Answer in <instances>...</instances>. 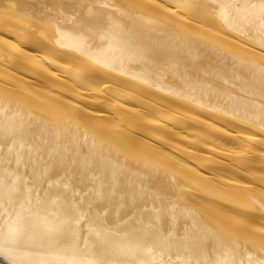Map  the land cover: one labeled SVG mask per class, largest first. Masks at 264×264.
<instances>
[{
	"label": "bare ground",
	"instance_id": "6f19581e",
	"mask_svg": "<svg viewBox=\"0 0 264 264\" xmlns=\"http://www.w3.org/2000/svg\"><path fill=\"white\" fill-rule=\"evenodd\" d=\"M228 69L250 75L246 93L224 83ZM238 168L264 191V0H0V230L31 234L0 233L1 262L152 264L50 239L59 216L108 214L101 187L122 180L141 219L203 211L198 234L225 252L216 264H264V192Z\"/></svg>",
	"mask_w": 264,
	"mask_h": 264
},
{
	"label": "rangeland",
	"instance_id": "374dc122",
	"mask_svg": "<svg viewBox=\"0 0 264 264\" xmlns=\"http://www.w3.org/2000/svg\"><path fill=\"white\" fill-rule=\"evenodd\" d=\"M241 31L244 30L241 29ZM255 50L262 52L261 50H257V49ZM228 72L230 73V78L226 79L224 83L230 85L234 83L235 85L238 86L237 91L246 93V89L248 88L247 79L250 75L245 73H236L235 70L232 73L229 69ZM199 113L202 115V116L200 115V118L202 117L203 120L209 119L208 122L210 123L212 122L216 126L219 125L220 127L223 126L222 128L227 130L230 134L231 132L235 131V130L231 131L232 128L236 129L237 127V126L232 127L230 130L229 129L230 126H226L227 128H225L224 125H227L225 122L223 124L222 121L221 124L220 123L221 121L219 122L218 120L216 124V121L215 120L213 121L214 118H211L210 120V117L207 116L205 117L206 114H202L201 112ZM170 114L171 113H169V115ZM171 117L169 116V118ZM172 119L173 117L170 120L172 121ZM242 128L237 127L238 131L244 130L243 126ZM163 148L166 149L167 151L163 150ZM161 150L163 152L166 151V153L168 152V148L165 147H162ZM169 151L171 150L169 149ZM170 153L171 152H168L169 155ZM214 158L217 159L216 157ZM198 161L200 162L201 160H194L193 162L197 164ZM190 162L192 163V161H189L187 163L188 166L191 167V169L193 167L192 170H194V166H195V171L193 172L197 173L198 170V172L200 171L202 175L206 174L205 177L209 176L206 173L207 171L205 170V168L201 167L203 166L200 165L202 164L201 162L200 164L198 163L199 167H201L200 169L199 167H197L198 168L197 169L196 165L194 163L190 164ZM205 162L210 163V161H205ZM205 162L203 163L205 164ZM202 168L203 170H201ZM240 171L243 172V174H241ZM102 172L107 174L108 173L110 174L112 172L118 177H124L126 174L125 171L112 170L107 167L102 169ZM220 172H223L224 175L228 174L227 176L228 178L225 176L227 179H232L233 176L235 177V175L232 176L227 171L222 170ZM238 172L239 175L236 174V176L240 180H243L242 182L248 183V181H250L249 179L244 177V171L242 169L239 170L238 168ZM219 174L218 176L222 178L223 174L221 173ZM229 175L232 176V178H230ZM199 176L202 177L201 175H198V177ZM205 177L203 178L208 179ZM237 177H235L236 180L238 179ZM208 180L210 181V179ZM211 182L213 183L214 181L211 180ZM250 182L249 184H252V186L255 185V188L260 189L261 192H264L263 188L259 185V183L257 184L255 182L256 184H254V181L253 183L252 181ZM124 185L125 183L122 180L111 181V182H107V184L105 185H102L101 187L102 193H104L105 195V200L108 199L107 200L109 206L108 214H105L103 212H96L98 215H95L94 219L90 221H88L84 215H80V214L71 215V216L66 214L55 218L56 220L55 224H62V226L59 228L52 227V229L50 230L51 231L50 239L53 242L60 244H73L76 243L75 238L78 237L79 239L78 243L81 239H84V241L82 242L83 243L82 250L80 251L84 254H89L92 257H98L100 254H104L105 257H113L115 259H127V260H136L138 258L144 257L152 264H156L158 262H172V263H185V264H216V261L225 254L223 248H221V242L219 241V236L212 235L209 237L198 234L199 233L198 229H201V227L203 226V221L201 220L202 216L205 215L203 211L201 210L195 211V214L192 218H189L184 221H181L178 217L177 223H176V215L162 214L160 218V223H158L155 220L154 214L152 213L151 214L153 216L149 214L148 216H143V218L141 219L138 212H140L142 208H146L143 203V200L141 201L136 200L138 196L136 192L131 194L126 193V191L122 189ZM189 189L192 190V192L194 191L199 193L202 192L197 187H195V189L194 187L193 189H191L190 186ZM200 194L202 195L203 192ZM148 202L151 206H154L156 204V200L151 199L149 197H148ZM131 223H136L139 225V227L126 228V226ZM256 223L257 225L259 224L256 221L255 223L251 222L250 225L256 226ZM83 224H88L89 226L88 227L82 226ZM144 224L148 225L151 232L160 231L165 233V235L163 236L164 239L162 244L155 243L154 241L146 238L141 228L142 225ZM99 225H106V226H99ZM109 225H117V226H109ZM174 225L176 226L179 225V227L177 228ZM191 228L194 229L196 232V234L192 235L193 237H195V239H192V241L188 243H182L176 246H172L171 244L166 242V240H168V242L170 243L181 240L182 234ZM35 230H31V231L34 232ZM26 232H28L26 228H19V229L8 228V229L0 230V233H2V235H8L10 233L12 235H17L22 237H27L31 235V234H23ZM197 234L199 236H197ZM91 242H93L94 244V246L91 248L94 249L87 251V248L90 247ZM231 254L234 255L242 254L246 256V254L241 252H231ZM252 258L256 259L258 257L256 254H254ZM2 263L3 262H1V264ZM24 263L27 262H22L21 264ZM246 264H255V263L246 262Z\"/></svg>",
	"mask_w": 264,
	"mask_h": 264
}]
</instances>
